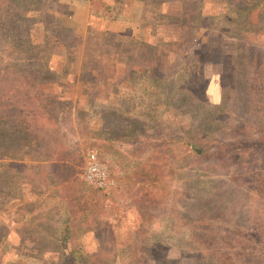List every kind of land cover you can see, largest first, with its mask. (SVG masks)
<instances>
[{
  "label": "rangeland",
  "instance_id": "1",
  "mask_svg": "<svg viewBox=\"0 0 264 264\" xmlns=\"http://www.w3.org/2000/svg\"><path fill=\"white\" fill-rule=\"evenodd\" d=\"M246 7L0 0V264H210L217 234L253 245L262 203L217 157L262 124Z\"/></svg>",
  "mask_w": 264,
  "mask_h": 264
},
{
  "label": "trees",
  "instance_id": "2",
  "mask_svg": "<svg viewBox=\"0 0 264 264\" xmlns=\"http://www.w3.org/2000/svg\"><path fill=\"white\" fill-rule=\"evenodd\" d=\"M59 1L53 0L54 3H58ZM244 1L247 7L245 10H241L242 14H245L246 19L241 25L242 31L247 36L255 32L264 36L262 29L259 28L256 30V28L250 26L252 20L256 23L264 22V10L258 12L254 19L250 18L253 11L256 10L258 3L263 4L264 7V0L258 2H254V0ZM231 24L234 26L237 25L234 22ZM237 54L238 56L240 55L239 52ZM250 69L253 72L248 84H244L247 87L246 93L250 97H259L264 100V54L259 56L252 55L251 68L248 70ZM238 75L237 73L232 78L234 88L237 85L235 79ZM260 119L262 120V124H259V122L257 124H250V121H243V125L241 124L240 127H236L232 131V134L237 140L235 142L219 143L217 145V149L219 150L217 157L220 158L219 161L223 166L224 172L231 182L238 187L244 188L246 192H254V195L261 201L264 212V112L261 113ZM246 130L251 131L249 134H252L248 138L242 136V132ZM62 183H64V179H62ZM68 215L70 220H72L74 216L72 210L69 211ZM255 230L254 236L251 237L252 242H254L253 245L246 241L242 232L237 235V238L244 239L247 245L234 244L235 242H224L226 241V236L217 234L216 239H219L218 243L206 246L209 249L212 248L218 258V261L210 260V264H264V215L257 222ZM65 231H67L65 232V238L67 239L69 237L67 226H65ZM68 258L66 261L68 264H76L74 258L70 260Z\"/></svg>",
  "mask_w": 264,
  "mask_h": 264
},
{
  "label": "built area",
  "instance_id": "3",
  "mask_svg": "<svg viewBox=\"0 0 264 264\" xmlns=\"http://www.w3.org/2000/svg\"><path fill=\"white\" fill-rule=\"evenodd\" d=\"M92 163L86 169V176L89 180L98 187H105L106 175L101 168L94 162V157H90ZM108 183V182H106ZM107 185V184H106Z\"/></svg>",
  "mask_w": 264,
  "mask_h": 264
},
{
  "label": "crops",
  "instance_id": "4",
  "mask_svg": "<svg viewBox=\"0 0 264 264\" xmlns=\"http://www.w3.org/2000/svg\"><path fill=\"white\" fill-rule=\"evenodd\" d=\"M216 91L218 92V94H219V87H218V89H216ZM214 95V94H213Z\"/></svg>",
  "mask_w": 264,
  "mask_h": 264
}]
</instances>
